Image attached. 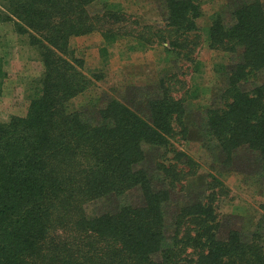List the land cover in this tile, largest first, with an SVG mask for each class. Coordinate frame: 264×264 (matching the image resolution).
Listing matches in <instances>:
<instances>
[{"label": "trees", "instance_id": "16d2710c", "mask_svg": "<svg viewBox=\"0 0 264 264\" xmlns=\"http://www.w3.org/2000/svg\"><path fill=\"white\" fill-rule=\"evenodd\" d=\"M97 3L101 11L91 13L88 7ZM202 3L164 0L162 23L141 25L104 0L0 2V22L26 36L42 64L25 114L0 121V264H264V214L249 232L222 231L214 201L224 185L215 179L218 191L209 184L201 200L166 211L171 189L196 173L160 163L158 178L146 165V148L169 145L172 123L196 90L176 99L174 87L159 81L161 95L148 102L146 117L117 99L97 120L83 121L71 107L91 85L74 57L73 38L99 33L105 49L131 37L147 47L165 45L196 65L191 56L201 43ZM230 7L211 14L202 40L239 58L206 112L205 134L220 165L244 150L264 171V81L258 79L264 74V5L234 0ZM4 76L0 70V86ZM175 154L194 167L188 155ZM131 193L136 202L127 199ZM102 201L105 210L89 211Z\"/></svg>", "mask_w": 264, "mask_h": 264}, {"label": "rangeland", "instance_id": "374dc122", "mask_svg": "<svg viewBox=\"0 0 264 264\" xmlns=\"http://www.w3.org/2000/svg\"><path fill=\"white\" fill-rule=\"evenodd\" d=\"M104 1L119 4L130 20L137 19L141 25L161 24L165 14L164 0ZM232 1L203 0V15L197 20L201 43L191 56L196 65L168 53L165 45L147 47L131 37H120L105 49H102L104 45L99 33L73 38L70 45L74 57L82 62L81 70L91 85L71 101V107L83 121L97 120L100 109L110 99H117L146 117L148 102L161 95L159 81L174 87L171 90L176 99L184 98L187 89L196 90V96L185 101L182 117L172 123L174 135L169 139V145L166 148H146V165L158 178L161 175L155 166L160 163L166 166L176 163L178 168L196 173L171 189V202L166 211L187 201L201 200L209 193L206 192L209 184L218 191L217 183L212 182L215 179L224 185L223 195L218 194L214 201L222 231L238 228L249 232L253 229L252 224L264 214V171L258 166L257 158L244 150L235 154L231 164L220 165L215 142L205 134L206 112L217 102L219 92L225 89L228 72L239 58L237 53L211 50L202 40L211 14L232 9ZM261 1L264 5V0ZM88 9L91 13H98L100 3ZM134 28L141 30L131 25V29ZM27 41L26 36L14 32L11 24L0 22V70L5 73L0 86V121L11 115L25 114L30 83L41 73L42 64ZM258 79L264 81V74ZM175 151L188 155L195 163L194 167L181 164ZM154 186L162 188L159 181ZM126 196L131 202L138 199L136 193ZM100 205L91 206L89 211L105 210L103 201ZM166 219L170 225L172 217L168 212Z\"/></svg>", "mask_w": 264, "mask_h": 264}]
</instances>
